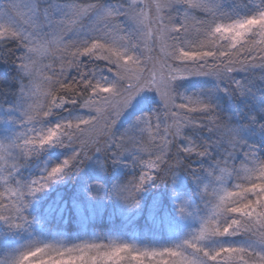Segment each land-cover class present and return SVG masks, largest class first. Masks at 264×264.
<instances>
[{"label": "snow or ice", "instance_id": "1", "mask_svg": "<svg viewBox=\"0 0 264 264\" xmlns=\"http://www.w3.org/2000/svg\"><path fill=\"white\" fill-rule=\"evenodd\" d=\"M0 65V264H264V0H0Z\"/></svg>", "mask_w": 264, "mask_h": 264}, {"label": "trees", "instance_id": "2", "mask_svg": "<svg viewBox=\"0 0 264 264\" xmlns=\"http://www.w3.org/2000/svg\"><path fill=\"white\" fill-rule=\"evenodd\" d=\"M11 67H12L11 65H0V70L6 71L9 79H10L12 73L10 71H7V70ZM2 80H3V77H0V81H2ZM256 139L258 140L259 137L257 136ZM57 152L58 153L63 152V150L60 149V151L57 150ZM46 159H48L47 156H41L37 160V163L42 165L44 160H46ZM95 171H97V169L92 168L91 171H88L86 173L85 178H84V174H82V173H81L82 176L80 174L77 177H81V178L83 177L84 179H86V178H88V175H89V177L91 176L89 174L90 172H95ZM108 176H111V174L110 175L107 174V177H106L107 179L103 178L102 183H105L108 186H110L114 181L113 174H112V177L110 179L108 178ZM72 181H73V178L71 180H69L66 184L61 185L60 187H58L54 191L51 190L48 194H46L44 197H42L40 200L41 201L40 207L35 209V214L37 216L47 217L50 220L48 213H49L51 207L55 206L56 210L59 211L60 205L63 204L65 201L68 202V209L72 210L71 204H72V201L74 199L73 197L78 196L76 194L75 195L72 194V190H71ZM159 188H160V191H162L164 193L167 192V188L164 185H160ZM168 190L171 192V186L170 185L168 186ZM81 199H82V197H81ZM101 206L104 207L105 215L107 214L108 211H111V209H112V205H106V206L101 205ZM98 224H100L101 227L104 226L102 222H98ZM71 227L74 228V227H76V225L73 224ZM65 230L66 231L70 230L67 225L65 227ZM97 231H101V230L98 229ZM106 232H107L106 230L101 231V233H106Z\"/></svg>", "mask_w": 264, "mask_h": 264}, {"label": "rangeland", "instance_id": "3", "mask_svg": "<svg viewBox=\"0 0 264 264\" xmlns=\"http://www.w3.org/2000/svg\"><path fill=\"white\" fill-rule=\"evenodd\" d=\"M58 151H60V149H58ZM92 168H94V169H97V171H95V172H99V165H98V163L95 161V160H93V161H89V162H86V165H85V168H84V170L82 171V174H84V178H85V175H86V173L88 172V171H91V169ZM84 172V173H83ZM93 172H90L89 174L91 175L90 177H89V175H88V178H86V179H84L83 177L81 178V177H74L73 178V181H72V184H71V190H72V194H76V195H78L77 197H82L83 198V193L81 192V186L83 185V184H85L86 182L87 183H91L93 180H95L96 179V176L95 175H93L92 174ZM82 174H81V176H82ZM107 174L108 173H102L101 175L103 176V178L104 179H107L106 177H107ZM108 175H110V174H108ZM115 174H113V176H114ZM112 177V174H111V176H108V178L110 179ZM114 182V181H113ZM51 190H49L48 191V193L50 192ZM162 192V191H161ZM47 193V194H48ZM164 193V192H163ZM165 194H167V195H169V196H171L172 195V192H170L169 190H168V187H167V192L165 193ZM45 196V194H41V198L42 197H44ZM76 196H74L73 198L75 199V198H77ZM177 198L178 199H184V198H188L189 200H194L196 197H195V184H191V183H189V184H185V182L183 181V180H181V181H178V188H177ZM73 199V200H74ZM41 199H39L38 201H37V207L36 208H39L40 207V201ZM101 206V205H100ZM178 225L179 226H183L184 225V222L183 221H178ZM102 235H104V234H110V233H101ZM65 235H67V232H65Z\"/></svg>", "mask_w": 264, "mask_h": 264}]
</instances>
